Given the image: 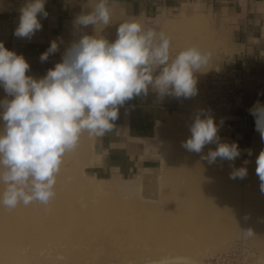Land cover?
Returning <instances> with one entry per match:
<instances>
[{
    "label": "rangeland",
    "instance_id": "374dc122",
    "mask_svg": "<svg viewBox=\"0 0 264 264\" xmlns=\"http://www.w3.org/2000/svg\"><path fill=\"white\" fill-rule=\"evenodd\" d=\"M116 21L107 27L97 25L96 33L112 37L116 34ZM141 22L154 26L156 20ZM231 22L228 16L211 12L194 14L191 18L182 16L176 24L169 25L167 36L172 51L178 53L196 46L212 53L207 68L196 73L197 84L212 72L218 52L230 53ZM84 31L92 34L93 27ZM4 97L0 88V99ZM220 111L198 93L189 98L179 111V120L158 137L153 158L126 174H103L95 167L94 143L83 133L77 148L64 156L52 200L47 205L39 202L19 205V218L28 223L21 226L17 237H8L7 244L0 249V264H264V193L255 172L256 157L264 145L250 150L248 155L249 149L220 134L218 129L219 142L238 144L241 156L234 162L217 159L214 164H208L201 156L214 150L216 144L209 145L212 149L206 145L201 154L182 147L191 135L190 126L196 114L203 112L215 122ZM242 166L248 169L247 177L231 179L233 168ZM198 187L212 189L202 201L215 207L210 219L194 225L196 234L190 230L177 241L152 232L148 244L143 240L138 249L139 241L127 231L137 227L136 235L143 239L150 232L143 219L148 215L163 218L168 209L183 202L187 191H198ZM95 207L104 211L99 215ZM73 212L86 216L75 218ZM46 224L55 225L56 229H43ZM87 224L96 229L88 231ZM247 229L255 234L245 237L242 230ZM178 255L187 259L174 261Z\"/></svg>",
    "mask_w": 264,
    "mask_h": 264
},
{
    "label": "clouds",
    "instance_id": "9594fccd",
    "mask_svg": "<svg viewBox=\"0 0 264 264\" xmlns=\"http://www.w3.org/2000/svg\"><path fill=\"white\" fill-rule=\"evenodd\" d=\"M46 0H25L18 38H31L42 29L40 17L47 18ZM108 0H98L93 8L77 15L74 27L78 39L64 50L61 61L41 78L27 73L30 64L0 42V205L15 209L33 202L47 205L55 196L56 177L66 153L75 150L81 135L99 138L110 133L119 119L120 109L136 97L149 92L159 98H191L197 94L196 73L207 68L212 53L196 46L173 56L170 38L155 26L137 20L121 23L115 39L96 33L97 25L109 26ZM93 27L92 34L84 31ZM62 40H53L40 55L46 62L57 53ZM256 130L264 141V104L250 109ZM190 137L182 143L189 152L201 154L206 145L216 144L201 159L208 164L234 162L241 156L236 143H221L218 127L211 116L196 114ZM251 155V151H248ZM245 165L248 163L246 160ZM256 175L264 193V150L256 157ZM246 166L233 168L231 179H244ZM82 207L86 205L82 204ZM245 237L255 233L242 230Z\"/></svg>",
    "mask_w": 264,
    "mask_h": 264
},
{
    "label": "crops",
    "instance_id": "0c3cea01",
    "mask_svg": "<svg viewBox=\"0 0 264 264\" xmlns=\"http://www.w3.org/2000/svg\"><path fill=\"white\" fill-rule=\"evenodd\" d=\"M97 2L46 0L47 18L40 17L42 29L29 40L14 35L25 0H0V42L27 60L28 75L41 78L61 61L65 48L79 38L80 30L73 24L75 17ZM108 7L111 21L117 20L115 31L125 21L156 20V30L168 35L169 25L176 24L182 16L191 18L194 14L214 12L231 18L233 47L229 54L218 52L212 72L246 77L245 106L220 111L215 122L220 134L234 138L246 149L254 151L264 145L256 130L255 117L250 113L255 103L264 104V0H108ZM115 35L108 38L114 40ZM53 40H62L59 51L41 62L40 55ZM171 52L173 56L177 54ZM188 99L172 96L161 99L150 91L146 97L128 101L121 107L112 132L99 138L90 137L95 149L94 166L103 174H126L145 165L148 158H153L158 137L179 120V111Z\"/></svg>",
    "mask_w": 264,
    "mask_h": 264
},
{
    "label": "bare ground",
    "instance_id": "6f19581e",
    "mask_svg": "<svg viewBox=\"0 0 264 264\" xmlns=\"http://www.w3.org/2000/svg\"><path fill=\"white\" fill-rule=\"evenodd\" d=\"M209 146V145H208ZM210 147V146H209ZM214 147V146H213ZM217 147V145H216ZM212 149V147H210ZM207 152V149L205 150ZM202 187V186H201ZM4 189V186H1L0 184V193H2ZM212 189L211 188H200L198 187V191L195 190H189L187 193L183 196V202L180 203V205L175 204L174 209H168V212L163 216V218L157 219L153 216H149L146 219H143L145 221V228L148 229L150 232H148L143 239L139 238V236L136 235L138 233L137 227H134L133 229L131 228L127 232L131 235V237L134 240L139 241L138 242V249L141 247V242L143 240L145 244H148L149 238L152 235V232L156 235H159V233L163 236H167L168 238H171L173 240H181L182 237H185V234L188 231H192L194 234L197 232L196 226L194 225H199L200 223L210 219L211 217V212L212 209L215 207V205L211 204H206L203 203L205 201H202V197L205 196L208 192H210ZM206 197V196H205ZM214 200V199H213ZM179 203V202H178ZM169 205V204H168ZM97 206V205H96ZM20 206H17L15 209H7L0 205V249L3 248L5 244H7L8 237H17L19 235V231L26 225L27 223L22 222V218H19ZM98 208L99 207H95ZM105 208V206L103 207ZM218 209V208H217ZM222 209V208H221ZM254 211V209H252ZM251 210V211H252ZM257 210V208H256ZM104 209H99L98 214L100 215ZM217 212V210H215ZM219 211V209H218ZM252 211V214H253ZM258 211H261V208L258 209ZM262 211L264 212V209L262 207ZM26 211L25 213H27ZM215 212V213H216ZM263 212H260L263 213ZM116 214H119L117 210H115ZM165 212H163L164 214ZM46 214V213H45ZM259 214V215H260ZM72 216L75 218H84L86 215L81 213V212H73L71 213ZM92 215V214H91ZM123 215V214H120ZM255 215V214H253ZM120 219V218H117ZM31 221V220H30ZM185 221L193 222V225H182ZM90 224H87V230L90 231V229L95 230L96 227L91 228L89 226ZM22 226V228H21ZM49 228L51 230H55L56 226L55 225H44L42 226L43 229ZM112 230V229H111ZM120 237V236H119ZM9 238V239H10ZM127 250L126 252H128ZM139 254V253H138ZM132 257H136V255H133ZM170 259V258H169ZM187 258L178 255L177 257L174 258L175 260L178 261H184ZM165 261V260H164ZM163 261V262H164ZM168 261V260H166ZM173 261V260H171ZM170 261V263H171Z\"/></svg>",
    "mask_w": 264,
    "mask_h": 264
},
{
    "label": "built area",
    "instance_id": "2783aa9c",
    "mask_svg": "<svg viewBox=\"0 0 264 264\" xmlns=\"http://www.w3.org/2000/svg\"><path fill=\"white\" fill-rule=\"evenodd\" d=\"M197 93L215 109L244 108L247 80L230 72L215 71L196 85Z\"/></svg>",
    "mask_w": 264,
    "mask_h": 264
}]
</instances>
